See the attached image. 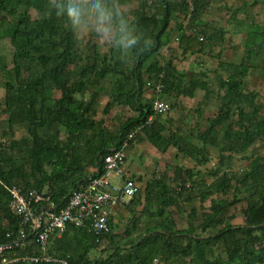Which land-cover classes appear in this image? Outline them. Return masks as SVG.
<instances>
[{
	"label": "trees",
	"instance_id": "1",
	"mask_svg": "<svg viewBox=\"0 0 264 264\" xmlns=\"http://www.w3.org/2000/svg\"><path fill=\"white\" fill-rule=\"evenodd\" d=\"M210 1L0 0V40L7 38L12 48L9 62L0 54V111L6 116L2 131L6 140L0 142V245L17 240L19 219L9 210L8 188L17 187L24 194L46 193L58 212L81 184L103 173L104 157L119 150L127 135L140 127L128 147L143 134L158 152L173 147L196 166L206 165L211 156L208 148L214 149L217 161L207 173L211 182L195 169L178 166L168 186L165 178L157 177L144 189L141 214L160 218L154 229L132 236L140 219L138 188L128 203L131 222L125 232H115L110 219L108 232L98 235L67 225L51 245L53 255L68 264H264V156L256 151L257 145H264V98L259 104V94L246 90L250 76L258 75L264 82V26L249 23L238 64L217 60L219 71L214 74L217 90L222 91L220 105L210 126L195 137L196 143L170 132L152 109L156 97H191L197 88L208 94V83L200 79L184 85L185 74L175 68L173 58L160 65L158 51L169 42L166 31L175 17L180 18L175 27L183 54H202L206 48L222 46L227 33L220 27L206 31L199 23ZM252 1L264 10V0ZM94 2L106 6L104 17L92 6ZM132 2L136 8L124 11ZM69 6L77 10L75 18L68 15ZM29 10L42 16L32 18ZM97 21L105 22L112 32V46L105 52L93 29L88 38H79L82 27L90 30ZM128 36L136 37L131 45L126 44ZM145 64L149 66L143 70ZM143 73L148 74L153 92L145 104L141 102ZM159 77L162 92L157 95L153 84ZM103 82L112 92L104 113L113 104L135 113L119 123L114 134L96 120ZM149 116L154 118L147 124ZM18 130H24L25 136L17 139ZM246 147L253 149L246 151L247 166L233 170L234 155ZM89 166L97 172L88 174ZM195 198L201 203L210 199L209 207L201 208L196 230H178L162 220L167 209L177 208L182 199ZM237 206L244 220L239 226L231 224ZM191 215L195 217V210ZM101 245L105 246L101 255L91 258ZM14 250L18 256L25 255V249Z\"/></svg>",
	"mask_w": 264,
	"mask_h": 264
},
{
	"label": "crops",
	"instance_id": "2",
	"mask_svg": "<svg viewBox=\"0 0 264 264\" xmlns=\"http://www.w3.org/2000/svg\"><path fill=\"white\" fill-rule=\"evenodd\" d=\"M136 8V3L125 5L123 10L130 12ZM237 10L238 14L233 16L232 12ZM199 23L208 29L222 28L227 34L225 36V43L222 46H214L211 49L206 48L202 54H183L179 49L178 44V29L175 27V22L179 23L180 18L175 17L170 25V29L167 32L169 35V42L162 46L158 51V62L160 65L164 64L165 60L173 58V65L182 74H185L184 85L190 84V82L200 79V82L208 83V94L205 90L197 88L191 97L179 95L175 97L174 94L164 95L163 101L167 102L171 107L169 111L163 115L157 117V121L166 124L170 132H178L181 136H186L188 141L196 143L195 137L198 134L203 133L211 124L218 111L220 105L219 96L222 95V91L217 90L216 75L214 73L218 72V62L220 58L221 62H229L232 64H238L243 57V37L248 29L249 23L253 22L255 24L264 26V10L260 5L253 4L252 0H211L209 6L203 10L199 16ZM105 32L108 33V41L106 42V50L112 46L110 36L112 32L106 30V23L101 22ZM101 45V44H100ZM102 51V50H101ZM103 51V52H105ZM149 64H145L143 70H146ZM200 72L205 73V76L199 78ZM224 75V74H223ZM142 76L144 84L142 86L141 102L145 104L153 97L152 90L147 87V76L148 74L143 73ZM104 90L97 99V113L96 120L102 121L104 127L111 133H116L119 123L125 119L132 117L135 113L128 107L122 104H113V106L104 113L103 109L106 104L112 99L111 90L107 87V82H103ZM107 87V88H105ZM246 90L256 91L259 94L258 101L259 104L262 103L264 98V82L258 75H253L247 78ZM162 99V98H161ZM3 100V98H2ZM1 100V101H2ZM101 105V115H98V107ZM6 116L0 111V142H4L6 138L3 136V129H5ZM224 127L227 125L226 122L223 123ZM24 130L16 131V138H22L25 136ZM138 136V135H137ZM216 137V136H215ZM217 138V137H216ZM256 151L264 150V145H257ZM210 150V159L206 165L196 166L195 162L188 157L183 156L181 153L170 147L166 152H158L150 142L140 134L135 141L128 147L127 159L125 163V177L132 179L137 187L139 188L140 203L137 206V214L140 215V219L136 225V233L132 234L134 237L136 234L143 233L147 230L154 229L155 225H159L161 222L160 218L157 216H151L149 213H142L144 207L143 192L148 184L155 180L157 177H163L167 181V186L169 182L173 179L175 168L182 166L187 169H195L201 173V177L205 179L207 183L211 182V178L208 177L207 173L216 164L215 150L208 148ZM244 151L236 153L234 155L233 170H240L247 166V161L245 156L247 152L252 151V147H246ZM247 151V152H246ZM261 154V153H259ZM264 156V154H262ZM240 166V167H239ZM88 174H93L97 172V168L94 166H89L86 169ZM112 183L119 184L121 179L117 177L111 178ZM45 191V190H44ZM184 199L178 203V207H171L166 210V214L162 217L164 221L167 219V223H172L178 230L192 229L196 230L198 227V219L202 214L201 208H208L210 204V199L200 202L198 198L192 201L186 202ZM131 209V204H130ZM195 210V217L191 215V210ZM241 216V215H240ZM111 227L115 232L123 233L129 226L131 222V214L128 211V204L125 206H117L111 209L110 214ZM240 219L243 221V217L236 215L234 220L231 222L232 225L239 226L240 224L235 221ZM7 224L4 221V224ZM61 237V236H60ZM60 237H54L50 241L48 253L53 255L50 251L53 241ZM4 245V244H3ZM102 246V245H101ZM21 250L25 251L24 256H18L17 252L13 249L5 250L4 255L9 260L15 258H22L31 256L34 253L38 254L37 247L29 241L26 245L18 246ZM103 248L105 246L103 245ZM102 248V249H103ZM99 250V248L97 249ZM96 250V251H97ZM101 250V249H100ZM99 250L98 255H101ZM95 251V252H96ZM57 258V257H55ZM58 259V258H57ZM19 263V262H17ZM16 262H10L8 264H17ZM27 263L28 262H22Z\"/></svg>",
	"mask_w": 264,
	"mask_h": 264
},
{
	"label": "built area",
	"instance_id": "3",
	"mask_svg": "<svg viewBox=\"0 0 264 264\" xmlns=\"http://www.w3.org/2000/svg\"><path fill=\"white\" fill-rule=\"evenodd\" d=\"M151 85V82L147 83V87ZM153 88L157 95L161 94L160 77L155 85L153 84ZM152 109L154 116L163 115L169 111L170 105L156 97L152 101ZM154 116H149L146 123H150ZM140 129L138 127L131 131L119 150H112L104 157L103 173L81 184L76 191L72 192L66 206L58 212L50 204L46 193L32 190L24 194L17 187L8 188L9 210L19 219V225L17 240L13 244L0 245V264L10 262L68 264L48 253L52 238L60 237L67 225H74L97 235L108 232L111 209L127 205L138 190L136 183L125 177L124 165L128 142L134 139ZM112 177L121 179V182L112 183ZM29 241L35 243L37 255L13 260L5 257V250L27 244Z\"/></svg>",
	"mask_w": 264,
	"mask_h": 264
},
{
	"label": "rangeland",
	"instance_id": "4",
	"mask_svg": "<svg viewBox=\"0 0 264 264\" xmlns=\"http://www.w3.org/2000/svg\"><path fill=\"white\" fill-rule=\"evenodd\" d=\"M74 1L78 2V0H74ZM17 10L18 11H24V9L19 8V7L17 8ZM28 13L31 15L32 18H38V17L42 16V14H39V13L35 12L34 10H29ZM46 15H47V13H46ZM1 16H2V13H0V17ZM91 26H92V28L90 27V30L86 26L82 27L80 30V33H79V38H83V39L88 38L90 31H92V29H93L94 31H96V33L99 34V39H97V42L99 44H101L100 45L101 50L105 51L106 50L105 45H106V42L108 41L109 35L107 32H105V30L103 28V24L100 21H97L96 24L92 22ZM11 50H12V48L10 46L9 40L7 38L1 39L0 40V54H3L6 57V59L8 60V62L10 61V58H11ZM2 98H3V90L0 88V103L2 102L1 101ZM98 115L102 116L101 115V105H99V107H98ZM0 126H1V123H0ZM259 153L264 154V150L259 151ZM239 211H240V206H237L236 210H234L232 213L235 215H239V217H241L240 216L241 214H239ZM235 222L236 223L240 222V224L243 223V221H241L240 219H237ZM102 248H103V245L101 247H99V250ZM99 250H97L96 252H92L91 258L95 257V255L97 253H99Z\"/></svg>",
	"mask_w": 264,
	"mask_h": 264
},
{
	"label": "clouds",
	"instance_id": "5",
	"mask_svg": "<svg viewBox=\"0 0 264 264\" xmlns=\"http://www.w3.org/2000/svg\"><path fill=\"white\" fill-rule=\"evenodd\" d=\"M92 6L98 10L101 17H104L107 14V9L105 5H102L98 2H94ZM68 15L72 18H75L78 15V12L74 7L69 6ZM135 40H136L135 36H128L126 40V44L131 45L135 42Z\"/></svg>",
	"mask_w": 264,
	"mask_h": 264
}]
</instances>
